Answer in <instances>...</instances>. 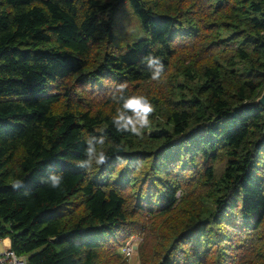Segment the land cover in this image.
Segmentation results:
<instances>
[{"label": "trees", "instance_id": "trees-1", "mask_svg": "<svg viewBox=\"0 0 264 264\" xmlns=\"http://www.w3.org/2000/svg\"><path fill=\"white\" fill-rule=\"evenodd\" d=\"M117 3L132 44L111 40ZM120 83L154 105L143 139L112 126ZM263 90L264 0H0L1 238L27 264H127L137 230L140 264H264ZM89 135L109 158L85 170Z\"/></svg>", "mask_w": 264, "mask_h": 264}, {"label": "clouds", "instance_id": "clouds-1", "mask_svg": "<svg viewBox=\"0 0 264 264\" xmlns=\"http://www.w3.org/2000/svg\"><path fill=\"white\" fill-rule=\"evenodd\" d=\"M147 69L151 73L153 81H162L165 77V66L159 57L149 54L142 60ZM127 84L120 83L115 85L111 90V99L119 105L115 109L114 115L111 117L112 126L119 133H128L139 139L144 138L145 129L151 125L150 116L154 112V105L148 96L145 95H129L126 93ZM104 135H89L86 138L85 159L77 162V167L88 170L95 164L102 166L107 163L108 155L103 150L106 142ZM117 151L121 149L117 148ZM42 182L48 184L52 189H59L63 183V176L54 172H50L47 177L42 178ZM14 189L24 187L23 181L16 178L12 182Z\"/></svg>", "mask_w": 264, "mask_h": 264}, {"label": "rangeland", "instance_id": "rangeland-1", "mask_svg": "<svg viewBox=\"0 0 264 264\" xmlns=\"http://www.w3.org/2000/svg\"><path fill=\"white\" fill-rule=\"evenodd\" d=\"M111 16L114 20L113 34L111 37L113 44H132L133 42L141 38V29L139 23L133 13L130 11V9L126 6V4L117 3L111 11ZM160 89H163V85L160 87ZM224 168L225 162H216V178L220 177V175L224 171ZM177 197H179V194H177ZM174 214L175 213L169 214L167 217H164V220L160 218H155L154 221L158 222V224L155 226L156 231H158L159 227L162 224L171 221L173 219ZM154 221H152V219L147 216H144L142 218V222L144 225H146V227H150L151 225H153ZM137 231V233L132 234L129 239L124 243V245H126L127 243L131 242V245L134 247V253L131 255V257L125 258L127 264H140V253L141 248L143 246L142 244L147 239L148 234L146 231ZM123 246L121 247V249L123 248ZM121 249L117 250L119 254H122Z\"/></svg>", "mask_w": 264, "mask_h": 264}, {"label": "built area", "instance_id": "built-area-1", "mask_svg": "<svg viewBox=\"0 0 264 264\" xmlns=\"http://www.w3.org/2000/svg\"><path fill=\"white\" fill-rule=\"evenodd\" d=\"M5 241L6 239L0 236V264H27V258L17 255ZM121 253L125 258L131 257L134 253V247L131 245V242L123 246Z\"/></svg>", "mask_w": 264, "mask_h": 264}, {"label": "water", "instance_id": "water-1", "mask_svg": "<svg viewBox=\"0 0 264 264\" xmlns=\"http://www.w3.org/2000/svg\"><path fill=\"white\" fill-rule=\"evenodd\" d=\"M256 105H260L264 109V90L261 96L255 101Z\"/></svg>", "mask_w": 264, "mask_h": 264}, {"label": "crops", "instance_id": "crops-1", "mask_svg": "<svg viewBox=\"0 0 264 264\" xmlns=\"http://www.w3.org/2000/svg\"><path fill=\"white\" fill-rule=\"evenodd\" d=\"M5 243H8V245H10V240L6 239Z\"/></svg>", "mask_w": 264, "mask_h": 264}]
</instances>
